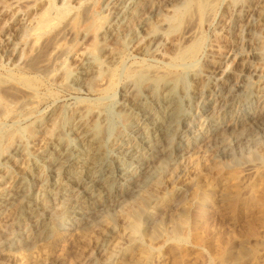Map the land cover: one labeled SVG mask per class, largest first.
I'll list each match as a JSON object with an SVG mask.
<instances>
[{
    "label": "bare ground",
    "instance_id": "1",
    "mask_svg": "<svg viewBox=\"0 0 264 264\" xmlns=\"http://www.w3.org/2000/svg\"><path fill=\"white\" fill-rule=\"evenodd\" d=\"M37 1L33 0L35 6L31 9L43 6ZM80 1L67 0L75 2L74 5ZM192 1L101 0L94 11L92 34L79 29L75 30L77 38H72V27L88 18L85 8L74 18L75 23L68 19L52 37L43 41L34 55L31 54L32 58L23 61V65L27 71L41 72V75L45 70V73L50 69L57 71V61L66 50L61 52L63 44L75 39L76 45L69 54V71L58 72L55 78L57 82L65 80L85 95H93L114 81L115 69L124 53L135 58L149 55L160 61L192 58L200 50L196 38L199 26L206 30L211 27L210 17L205 13L207 4L202 2L198 4L199 9L192 10ZM54 2L50 0V6L54 7ZM240 2L224 9V17L220 20L223 28L208 46L205 44L202 72L198 73L199 66L198 72L192 70L194 63L191 70L149 71L142 66L133 67L127 79L118 85L117 100L110 105L78 103L70 110L60 105L51 108L44 118H34L28 133H23L24 128H28L23 126L22 133L11 132L6 144V141L2 142L5 136L0 138V261L10 254L30 251L39 242L50 241L56 228L69 226L81 231L80 228L110 216L128 201L139 198L158 178L169 174L168 178L173 182L180 176L181 161L197 144L205 149L217 147L219 156L234 155L240 153L243 144L249 143V146L264 137V85L256 95L241 97L242 86L238 80L247 72L252 60L241 51V54L232 56L235 50L233 52L227 33L228 28H232L240 43H246L252 39L250 35L254 29L264 30V0ZM4 3L5 0H0V6ZM163 11L170 19L161 17ZM41 13L44 15L45 11ZM42 15L39 14V19ZM19 17H16L18 21L23 20ZM44 22L32 30L41 31L47 25ZM19 29L11 26L6 38L12 59L18 57L12 42L19 39ZM241 31L249 35L247 40L240 39ZM229 58L233 65L224 72L222 64ZM256 69L250 74L262 76L264 68ZM221 87L227 90L214 100L209 98L207 94L211 89ZM18 89L2 86V101L26 102L31 99L26 98L30 90ZM36 101L32 102L38 103ZM242 101L247 108L244 107L246 109L239 116L237 107ZM217 107L219 111L215 113L213 110ZM206 113L211 116L208 122L194 128L195 121ZM9 166L20 172L8 174L3 179ZM221 192L225 193L224 190ZM149 194H141L135 207L129 210L134 226L138 225L148 207ZM205 200L207 198L203 196ZM105 242L97 247V253L105 250Z\"/></svg>",
    "mask_w": 264,
    "mask_h": 264
},
{
    "label": "rangeland",
    "instance_id": "2",
    "mask_svg": "<svg viewBox=\"0 0 264 264\" xmlns=\"http://www.w3.org/2000/svg\"><path fill=\"white\" fill-rule=\"evenodd\" d=\"M28 1L5 0L4 5L0 6L2 9L0 13V41L2 40V43L0 42V88L11 86L25 92L30 90L28 91L29 94L27 92L26 98L31 99L27 100L32 102L38 99L36 101L38 103L32 102L33 104L26 101L27 104L24 100H14L15 104L22 102L18 106L14 105L13 102L2 101L0 97V138L5 136L3 141L1 139L0 141L3 143L6 141L4 144L9 140L10 134L22 133L23 126H28V128H24L23 132L28 133L32 127V122L44 118L51 108L61 105L64 109L70 110L73 105L78 103L110 105V102L117 100L118 85L127 79L129 71L133 67L142 66L149 71L156 69L173 71L175 69L191 70L195 66L192 70L199 69V72H196H202L201 64L203 63V54H205L204 49L224 26L220 22L224 17V9L227 5L234 7L238 3H242L241 0H193L192 10L199 9L198 4L206 3L208 5H205V13L208 14L205 16L210 17L211 27L206 30L199 26V34L196 38L200 50L192 55V58L160 61L149 55L135 58L130 53V55L124 53L123 59L121 58L122 61H119L115 69L114 81L106 84L101 89L103 91L99 90L93 95H85L68 85L65 80H58L59 82H57L55 77H57L58 72L67 73L70 69L68 66L71 60L69 54L72 52L70 51L73 49L72 47L76 45L74 42L77 38L76 31L80 29V31L89 34L93 33L91 31H93L96 17L94 13L97 11V5L101 0H81L75 5V2L55 0L52 4L54 7L50 6V0H38L37 2L39 5H43V8L38 6V8L33 9H31V6H35L32 3L33 0ZM242 1L244 2V0ZM24 2L29 4L25 5ZM64 3L67 5L65 6ZM68 5L70 6L68 7ZM26 6H30V8ZM85 8L90 11H87L86 16L88 18L86 17V21L82 24L78 23L76 26L73 24V27L70 24L73 33L72 38H76L72 42L63 44L61 52L66 49L63 52L70 53L62 52L63 56L60 54L61 56L57 61V71L50 69L48 73H45L47 71L45 70L42 75L41 72L27 71L23 61L32 58L31 56L36 53L43 41L52 37L58 28L69 21L68 19L75 23L74 18H77V14L83 12ZM48 9L50 11H46ZM57 9L61 12L59 13ZM43 11L46 14L42 15L41 12ZM164 12L161 13V17L168 16L170 19L169 14ZM39 14L42 15V19H39ZM17 16L23 20H19V22L18 18L16 19ZM168 17L166 18L168 19ZM41 21L47 25L42 24L45 27L41 31L32 30L34 26L40 25ZM11 26L21 28L19 29L21 31L18 30L19 39L12 42L14 45L12 47L18 51L16 59H12L13 55H11V50L8 51L6 44ZM228 29L230 32L227 30V33L232 41L231 48L233 47V52L235 50L232 56L242 52L243 55L249 56L253 62L250 63L247 72L239 77L238 84L243 88L240 89L241 97L254 96L264 85V70L260 77L250 74L256 68V70L259 67L264 68V30L254 29L250 35L252 39L246 43H240L235 35L236 32L233 33L232 28ZM240 35V39L246 38V40L249 36L245 31H241ZM10 38L12 37L10 36ZM205 44L207 45L205 46ZM251 52L255 54L252 53L251 55ZM224 60L222 70L226 72L233 65V61L230 58L228 61H226L227 59ZM178 64H180V68ZM172 65L175 66L172 67ZM54 78L55 80H53ZM226 90L227 88L224 87L213 88L209 92L210 95H207L214 100L218 94H222ZM32 98L34 99L32 100ZM10 106H13V109ZM20 106L24 107L21 108ZM244 107L247 108L245 102L242 101L238 104L239 116L246 109ZM218 108L213 111L217 113ZM210 117L209 113H206L197 119L194 128L208 122ZM248 144L241 146L240 153L238 151L234 155L224 156L217 155V147L205 149L200 147V144L193 146L191 152L180 163L181 173L178 178L172 182V179L168 178L170 175L167 174L166 177L156 179L150 184L151 187H148L149 190L141 193L143 195L150 193L151 198L137 226H134V222L129 216V210L135 207L134 204L136 205V200H139L141 194L139 198L128 201L126 206L118 208L110 216L102 217L90 224V228L89 226L80 228L81 231L69 226L56 228L50 241L39 242L30 251L10 254L0 261V264H264V137L260 138L257 143L249 146ZM5 170L3 179L8 174L14 175L20 172L14 166H9ZM221 190H224L225 193ZM203 196H206L207 200L203 201ZM104 237L107 240H103ZM104 241H106L105 250L99 254L96 252L97 247Z\"/></svg>",
    "mask_w": 264,
    "mask_h": 264
}]
</instances>
